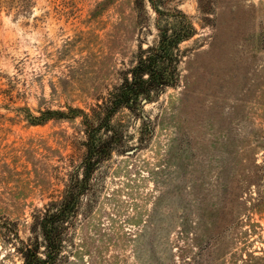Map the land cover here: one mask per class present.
<instances>
[{
	"label": "rangeland",
	"instance_id": "obj_1",
	"mask_svg": "<svg viewBox=\"0 0 264 264\" xmlns=\"http://www.w3.org/2000/svg\"><path fill=\"white\" fill-rule=\"evenodd\" d=\"M153 2L196 28L180 80L143 135L116 115L134 148L95 173L60 264H264V0ZM155 22L150 0H0V264L80 162L71 110L121 82Z\"/></svg>",
	"mask_w": 264,
	"mask_h": 264
},
{
	"label": "trees",
	"instance_id": "obj_2",
	"mask_svg": "<svg viewBox=\"0 0 264 264\" xmlns=\"http://www.w3.org/2000/svg\"><path fill=\"white\" fill-rule=\"evenodd\" d=\"M150 1L156 14L158 39L147 47L139 43L134 63L121 72V82L101 102H97L89 111L80 108L71 110L69 117H80L84 153L69 173L60 196L32 215L30 235L21 239L14 234L13 245L22 259L21 264L61 263L66 255L64 247L70 230L83 204L89 205L93 199L95 173L114 151L127 152L134 148L127 145L124 125L115 122L116 115L128 110L136 121L141 119L144 129L140 133L143 135L152 123L144 106L158 101L168 87L177 85L180 80V63L184 55L180 43L190 39L196 33V28L180 9H161L156 7L154 0ZM139 4L136 1V5ZM58 113L65 114L63 111ZM142 140L143 136L140 142ZM7 232V236H10L14 231L7 228Z\"/></svg>",
	"mask_w": 264,
	"mask_h": 264
}]
</instances>
